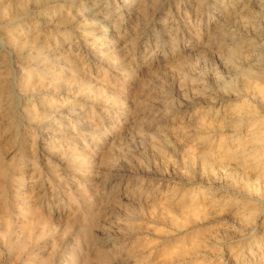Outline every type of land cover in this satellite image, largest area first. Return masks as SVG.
Returning <instances> with one entry per match:
<instances>
[{
  "label": "rangeland",
  "instance_id": "obj_1",
  "mask_svg": "<svg viewBox=\"0 0 264 264\" xmlns=\"http://www.w3.org/2000/svg\"><path fill=\"white\" fill-rule=\"evenodd\" d=\"M261 82L264 0H0V264H264Z\"/></svg>",
  "mask_w": 264,
  "mask_h": 264
},
{
  "label": "bare ground",
  "instance_id": "obj_2",
  "mask_svg": "<svg viewBox=\"0 0 264 264\" xmlns=\"http://www.w3.org/2000/svg\"><path fill=\"white\" fill-rule=\"evenodd\" d=\"M26 1V0H24ZM29 1V0H27ZM19 19V18H18ZM18 24L14 23L10 30H12V34L10 33V38L15 39V32L17 30ZM205 29V28H204ZM254 95L258 97L259 99H256L257 101H263L264 102V82H261L255 89ZM232 97V96H231ZM263 106V105H262ZM242 109V108H241ZM234 112V111H233ZM234 113H250L246 108H244L242 111L234 112ZM249 114V115H250ZM249 117V116H248ZM253 117V116H252ZM250 118V117H249ZM249 118H241L237 119L236 117L232 116L230 117L229 121H232L233 123L237 124L241 121L248 120ZM257 118V117H256ZM230 125V124H229ZM261 125V126H260ZM233 130V129H232ZM248 134L245 137L244 141L241 143L240 147L238 149L232 151L231 147H229L225 142L221 143V146L223 148V158L227 160L235 159L242 165H250L252 167L261 166V168L264 170V124H250L249 128L247 129ZM225 139V138H224ZM227 140V139H226ZM234 139H232L233 141ZM241 141V140H240ZM230 143V142H229ZM247 151H250L251 153H247ZM220 155V154H219ZM222 158V159H223ZM206 162L205 160H203ZM226 161V160H225ZM224 161V162H225ZM217 162V161H216ZM208 164V163H207ZM224 164V163H223ZM221 165V164H220ZM263 172V171H262ZM194 205V204H193ZM200 210V209H199ZM185 213H193L195 211V207H186L183 209ZM192 215V214H191ZM190 215V216H191ZM195 215V214H194ZM232 219V218H231ZM236 227V226H235ZM236 232V231H235ZM182 251V250H181ZM183 253V252H180ZM186 253V252H185ZM99 257V256H98ZM101 262V261H100ZM80 264V263H79Z\"/></svg>",
  "mask_w": 264,
  "mask_h": 264
}]
</instances>
